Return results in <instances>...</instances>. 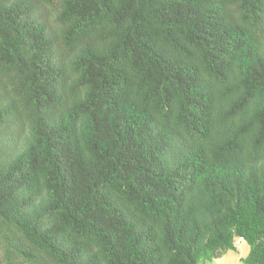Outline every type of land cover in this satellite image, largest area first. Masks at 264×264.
Returning a JSON list of instances; mask_svg holds the SVG:
<instances>
[{
    "label": "trees",
    "instance_id": "1",
    "mask_svg": "<svg viewBox=\"0 0 264 264\" xmlns=\"http://www.w3.org/2000/svg\"><path fill=\"white\" fill-rule=\"evenodd\" d=\"M264 264V0H0V264Z\"/></svg>",
    "mask_w": 264,
    "mask_h": 264
},
{
    "label": "rangeland",
    "instance_id": "2",
    "mask_svg": "<svg viewBox=\"0 0 264 264\" xmlns=\"http://www.w3.org/2000/svg\"><path fill=\"white\" fill-rule=\"evenodd\" d=\"M249 252V245L242 241L238 246V251L228 250L220 258L207 260L205 264H241V258Z\"/></svg>",
    "mask_w": 264,
    "mask_h": 264
},
{
    "label": "built area",
    "instance_id": "3",
    "mask_svg": "<svg viewBox=\"0 0 264 264\" xmlns=\"http://www.w3.org/2000/svg\"><path fill=\"white\" fill-rule=\"evenodd\" d=\"M243 240V237H239L236 241V245H239Z\"/></svg>",
    "mask_w": 264,
    "mask_h": 264
}]
</instances>
